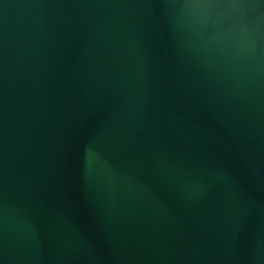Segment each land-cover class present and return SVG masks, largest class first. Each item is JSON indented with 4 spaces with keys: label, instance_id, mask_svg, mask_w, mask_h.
<instances>
[{
    "label": "water",
    "instance_id": "95a60500",
    "mask_svg": "<svg viewBox=\"0 0 264 264\" xmlns=\"http://www.w3.org/2000/svg\"><path fill=\"white\" fill-rule=\"evenodd\" d=\"M0 264H264V0H0Z\"/></svg>",
    "mask_w": 264,
    "mask_h": 264
}]
</instances>
